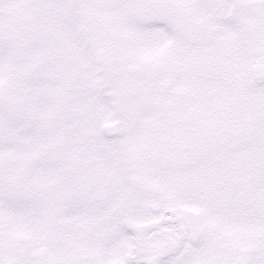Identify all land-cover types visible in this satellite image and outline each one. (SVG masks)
<instances>
[{"label":"snow or ice","instance_id":"snow-or-ice-1","mask_svg":"<svg viewBox=\"0 0 264 264\" xmlns=\"http://www.w3.org/2000/svg\"><path fill=\"white\" fill-rule=\"evenodd\" d=\"M0 264H264V0H0Z\"/></svg>","mask_w":264,"mask_h":264}]
</instances>
